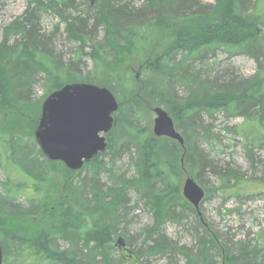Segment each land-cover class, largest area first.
I'll use <instances>...</instances> for the list:
<instances>
[{
    "label": "trees",
    "instance_id": "16d2710c",
    "mask_svg": "<svg viewBox=\"0 0 264 264\" xmlns=\"http://www.w3.org/2000/svg\"><path fill=\"white\" fill-rule=\"evenodd\" d=\"M257 6L253 0H216L211 6L200 0H145L139 7L124 0H28L22 17L5 29L0 45V108H19L23 116L25 108L32 107L38 126L40 101L32 102L34 89L41 86L48 97L71 83L108 88L120 108L106 151L79 171L67 170V180L56 187L61 164L43 156L33 126H11L0 133V164L6 174V181L0 182V224L60 210L59 225L37 236L0 228L3 264H151L152 259H160V264H264V231L256 246L221 243L183 198L179 172L186 166L201 180L214 170L222 190L228 181L238 185L242 180L216 171L200 147L211 140L204 120L216 113L241 116L249 124L236 127L248 152L264 148V36L258 33L259 26L264 27V8L256 13ZM48 12L65 23L66 39L78 44V58H54L52 40L41 27ZM11 36L16 38L10 44ZM138 46L134 67L146 78L136 81L127 74L131 69L121 75L118 64L123 54L135 56ZM220 49L230 58L238 53L253 58L256 73L246 79L227 70L210 75L202 67ZM82 57L88 59L82 62ZM144 98L174 118L184 147L152 135L141 104ZM125 160L123 170L118 165ZM251 165L264 172V156L252 158ZM49 190L54 192L44 197ZM18 195L27 198L20 204ZM141 205L153 219L140 230L145 235L142 245L131 255H114L121 243L133 249L136 237L129 235L126 218ZM82 217L91 221L88 232L77 226ZM185 221L194 232L191 246L177 244L163 229L167 223Z\"/></svg>",
    "mask_w": 264,
    "mask_h": 264
},
{
    "label": "rangeland",
    "instance_id": "374dc122",
    "mask_svg": "<svg viewBox=\"0 0 264 264\" xmlns=\"http://www.w3.org/2000/svg\"><path fill=\"white\" fill-rule=\"evenodd\" d=\"M135 7L141 6L145 0H124ZM204 6L213 5L216 0H200ZM256 7V13H262L264 8V0H253ZM80 2V0H78ZM28 5V0H0V45L5 38V29L12 22L18 20L24 14ZM81 10L85 9L83 6ZM42 33L47 35L52 40L51 50L54 54V58L61 57L63 62H67L71 59L78 58V44L70 43L66 39L65 23L54 14L48 12L43 14L41 18ZM259 35L264 36V27L259 26ZM263 28V29H261ZM103 33H101L102 36ZM16 37L11 36L10 44ZM141 52V48L136 49L135 56L131 54H123L119 57V64L121 66L120 73L123 75L127 73L129 69L131 78L139 80L140 78H146V75L142 74V69L134 67L136 62L137 53ZM90 49H86L85 53H89ZM88 57H82V62H85ZM148 63V62H147ZM82 64V63H81ZM92 63L88 60V68H91ZM128 68V69H127ZM257 64L255 60L244 54H237L232 58L224 49L216 50L215 53L209 57L208 61L202 69L209 72L210 75L216 76L223 70H227L236 74L239 78H250L257 71ZM117 91L119 90L115 86ZM119 92V91H118ZM44 91L41 86L34 89L32 102L40 101L39 103V119L41 115V106L43 101L47 98L44 97ZM126 95V94H124ZM121 96V95H120ZM144 104L146 120L150 125V131L153 134V124L156 118L153 110L156 107H162L161 105L149 104V99L144 98L141 100V104ZM32 107H26L25 112L22 113L19 108H0V133L5 128L14 126V130H20V128H26L27 125L33 126V139L35 141L34 132L37 128L35 123ZM168 112V111H167ZM169 114V112H168ZM170 115V114H169ZM22 116V117H21ZM174 120V118L170 115ZM207 119V118H206ZM204 120L210 130L211 140L209 142H203L200 144L208 156V159L214 164L216 171L228 173L230 175L235 174L237 177L242 178L238 185H235L234 181H228L226 188L223 187L221 178L210 169L206 172L201 180L194 179L195 177L186 169V166L179 167V172L182 176V188L187 178H193L205 191V197L200 204V211L207 224V226L219 236L221 243L227 244L230 247L236 242H250L252 246L259 244V234L264 231V172L261 170V166L252 167V158L257 159L264 156V148L257 149L253 147L252 152H248L245 149V139L243 134L240 133V129L236 127L249 126L244 123V119L241 116L226 117L223 113H216L214 118H208ZM33 122V124L31 123ZM39 122V120H38ZM175 122V120H174ZM145 123V122H144ZM176 125V122H175ZM176 128L179 132L180 129ZM254 131L257 127L252 128ZM27 130V129H26ZM165 138V137H163ZM177 142V141H176ZM36 143V142H35ZM178 143V142H177ZM179 144V143H178ZM61 165L60 171L55 176V187L63 184L68 178L66 166L63 163L56 162ZM118 166H122V169H127V160L119 163ZM193 177H192V176ZM231 177V176H229ZM232 178V177H231ZM24 183L26 180L22 179ZM6 181V174L0 164V182ZM19 181V180H18ZM2 187L0 185V191ZM54 192L49 190L48 194ZM31 196V194L29 195ZM18 203L24 202L27 198L24 195H18ZM43 197V198H44ZM56 196H53V198ZM50 198V197H49ZM52 199L49 201L52 202ZM192 206V205H191ZM1 220V219H0ZM60 210L47 211L45 216H26L16 217L9 220L8 224H0V228L7 227L12 231L22 234L25 237L37 236L39 233L47 230H51L59 225ZM128 221L127 228L129 235L136 237V241L133 249L126 247L125 243L117 244L116 252L114 255L132 254L142 245V241L145 237L142 233V229L150 226L153 223V219L150 213L142 205L126 218ZM2 221V220H1ZM77 226L82 232H88L91 229V221L88 217H82L77 221ZM190 222H183V225H177L173 223H167L163 229L167 235L173 239L179 245L191 246L194 244V232L191 230ZM122 250V251H119ZM233 252L236 253V249L233 248ZM264 256V252H261ZM151 264H160V259L150 260Z\"/></svg>",
    "mask_w": 264,
    "mask_h": 264
},
{
    "label": "water",
    "instance_id": "95a60500",
    "mask_svg": "<svg viewBox=\"0 0 264 264\" xmlns=\"http://www.w3.org/2000/svg\"><path fill=\"white\" fill-rule=\"evenodd\" d=\"M119 108L108 88L88 83L66 84L43 101L35 142L47 160L79 171L106 151L107 135L113 131ZM153 112L154 136L177 141L184 147V138L168 112L162 107L154 108ZM182 196L202 216L200 204L205 191L193 178L185 180ZM0 264H3L1 245Z\"/></svg>",
    "mask_w": 264,
    "mask_h": 264
}]
</instances>
